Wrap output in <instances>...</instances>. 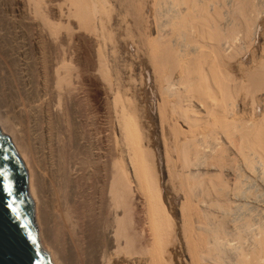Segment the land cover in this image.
<instances>
[{
	"label": "bare ground",
	"instance_id": "6f19581e",
	"mask_svg": "<svg viewBox=\"0 0 264 264\" xmlns=\"http://www.w3.org/2000/svg\"><path fill=\"white\" fill-rule=\"evenodd\" d=\"M53 1L0 0V134L51 264H264V51L240 59L264 0H117L150 65L177 222L159 140L107 66L110 0Z\"/></svg>",
	"mask_w": 264,
	"mask_h": 264
},
{
	"label": "rangeland",
	"instance_id": "374dc122",
	"mask_svg": "<svg viewBox=\"0 0 264 264\" xmlns=\"http://www.w3.org/2000/svg\"><path fill=\"white\" fill-rule=\"evenodd\" d=\"M54 1H53L54 3H58V4L62 3L61 2L62 0H54ZM118 2L119 1L117 0H110V5H112L110 19H112V21L109 20L108 27H109L110 33L113 32L111 33V35H112V38L114 39H112L113 41L111 43L110 42L107 43L106 49L104 51V55H105V58L108 64L107 66L110 71L112 81L116 84L115 87L120 88L122 97L124 96V99H129L130 101L129 103L131 104L130 106L134 109V111L137 109L135 113H137V115L139 116L140 125L142 126L141 128H144L142 129L145 135L144 137L146 138L144 141H146V143L149 142V145L153 146L159 140L157 138H160V135H159L160 129L158 127L159 123L157 121L158 111L156 108L157 103H158V97L156 94H154V86H153L154 83H153V77H152L149 62H147L146 61L147 59L142 56L138 57L135 52V48L132 47V45L129 44V42L125 41L126 40L124 36L125 27L127 26L126 24L128 23L131 24L130 23L131 20L130 19L128 20L127 17L123 18L124 11L123 9L120 8V4ZM263 19H264V15L261 18V21L264 22ZM122 21L124 22V25H122L123 24ZM263 22L261 24H263ZM263 37H262V34L259 36L257 35L256 40H254L252 43L253 45L249 46L246 54L244 53V55H242L240 59H243V61H246L252 56V54H254V56L256 57L261 56L262 51H264V38ZM114 40L116 42H114ZM127 45H130V46H127ZM250 47L252 49H250ZM122 90H124V92H122ZM125 95H127L128 98ZM241 96H243V94ZM241 96L239 100L243 98ZM243 100L244 98L239 103L240 109L241 107H244V109L243 108L242 109L246 110L247 107L245 105H247L248 102L246 98L244 102ZM243 104L245 105L243 106ZM150 118L152 119V121H150L151 120ZM115 134H116L115 140L116 139L120 140V133L118 129H116ZM151 136L154 138H152ZM152 139L153 140L155 139V141L153 142L154 144L153 143L150 144V142H152L151 141ZM158 144L159 146L157 147V149H155V151H157L156 154L158 156L159 164L161 166L160 176H161V184L163 186L162 195L164 198L165 205L170 210V212L173 211L172 213H173V217L175 218L174 220L177 222L180 219V213L178 209V205H180V202H179L180 198H179V201H178V198H176V200L173 199L172 198L173 195H171L172 192L170 191V189L167 188L166 183H167L168 177H167L166 167H165L164 150L161 147L160 140L158 141ZM174 209L176 212L174 211Z\"/></svg>",
	"mask_w": 264,
	"mask_h": 264
},
{
	"label": "water",
	"instance_id": "95a60500",
	"mask_svg": "<svg viewBox=\"0 0 264 264\" xmlns=\"http://www.w3.org/2000/svg\"><path fill=\"white\" fill-rule=\"evenodd\" d=\"M0 264H51L37 235L25 167L1 134Z\"/></svg>",
	"mask_w": 264,
	"mask_h": 264
}]
</instances>
